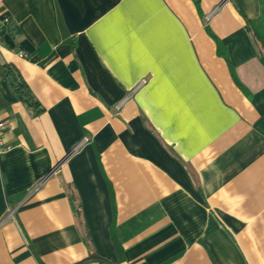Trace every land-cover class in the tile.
Segmentation results:
<instances>
[{
    "label": "crops",
    "instance_id": "1",
    "mask_svg": "<svg viewBox=\"0 0 264 264\" xmlns=\"http://www.w3.org/2000/svg\"><path fill=\"white\" fill-rule=\"evenodd\" d=\"M259 18L264 0H0V63L43 108L0 73V264H264Z\"/></svg>",
    "mask_w": 264,
    "mask_h": 264
},
{
    "label": "trees",
    "instance_id": "2",
    "mask_svg": "<svg viewBox=\"0 0 264 264\" xmlns=\"http://www.w3.org/2000/svg\"><path fill=\"white\" fill-rule=\"evenodd\" d=\"M196 5L199 7L200 0H194ZM250 28L253 32L254 39L258 46L260 58L264 64V19L249 20ZM222 43L219 42L220 52H223ZM222 48V49H221ZM0 73L5 77L10 85L11 90L26 103V105L32 109L34 114H37L43 110L38 99L34 96L29 84L22 77V75L9 63H0ZM72 200L74 199L71 196ZM80 211L76 207V212Z\"/></svg>",
    "mask_w": 264,
    "mask_h": 264
},
{
    "label": "built area",
    "instance_id": "3",
    "mask_svg": "<svg viewBox=\"0 0 264 264\" xmlns=\"http://www.w3.org/2000/svg\"><path fill=\"white\" fill-rule=\"evenodd\" d=\"M20 56H26L25 53L20 52ZM4 128H5V123L0 120V153H2L7 146L5 145L4 142Z\"/></svg>",
    "mask_w": 264,
    "mask_h": 264
}]
</instances>
